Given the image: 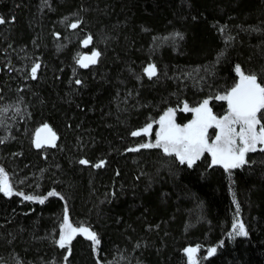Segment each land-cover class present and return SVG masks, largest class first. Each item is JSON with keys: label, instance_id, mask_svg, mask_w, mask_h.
I'll list each match as a JSON object with an SVG mask.
<instances>
[{"label": "trees", "instance_id": "1", "mask_svg": "<svg viewBox=\"0 0 264 264\" xmlns=\"http://www.w3.org/2000/svg\"><path fill=\"white\" fill-rule=\"evenodd\" d=\"M0 18V168L15 192L46 198L0 193V264H187L197 246L198 264H264V153L229 173L207 153L189 168L128 151L169 108L179 125L193 117L185 103L225 115L215 97L236 65L264 84V0H0ZM45 124L56 146L37 149ZM65 207L98 246H58ZM237 220L246 237L229 235Z\"/></svg>", "mask_w": 264, "mask_h": 264}, {"label": "snow or ice", "instance_id": "2", "mask_svg": "<svg viewBox=\"0 0 264 264\" xmlns=\"http://www.w3.org/2000/svg\"><path fill=\"white\" fill-rule=\"evenodd\" d=\"M5 20L0 18V24ZM73 29L78 24L71 25ZM180 36L179 33L175 34ZM182 39L183 37L180 36ZM92 38L88 37L83 41L87 46ZM99 52H92L89 57H82L77 60L81 67H88L95 64L99 57ZM87 61V62H86ZM40 65L36 64L31 68V77L36 78L37 70ZM235 72L239 78L238 82L225 95H218L216 100L227 102L226 114L218 117L209 107L210 101L205 99L197 107H189L187 103L180 109L194 114L190 123L180 126L175 122V110L169 108L157 121L159 131L155 133L154 142L141 143L139 147L129 148L130 152H138L141 149H159L165 156L175 157L181 165L193 167L196 161L200 160L205 153L211 157L212 165H220L226 172L233 169L242 168L249 163L250 153H264V84L258 82L256 74H246L240 65L235 66ZM149 78L156 75L155 65H149L145 69ZM77 84L80 81H76ZM153 125L147 124L139 131H133V137L150 135ZM215 129L214 139L209 137V129ZM44 133L45 135H41ZM56 133L45 124L36 132L34 145L37 149L44 146L55 147ZM80 164L87 165V160H80ZM103 166V162L96 164L95 167ZM0 193L6 197L18 195L24 200L43 204L46 198H39L25 195L23 192H15L9 182L5 170L0 168ZM56 192H49L48 196H56ZM62 198V197H61ZM237 216H239V205H237ZM76 235H84L92 246L100 244L97 234L87 227H73L69 222L67 207L63 223L60 227L59 240L57 244L64 249L71 244ZM230 236L246 237L248 232L245 225L237 220L232 225ZM70 253L71 249L68 247ZM199 247L185 249L187 264H198L197 253ZM217 252L215 247L209 248L207 255L213 256Z\"/></svg>", "mask_w": 264, "mask_h": 264}, {"label": "rangeland", "instance_id": "3", "mask_svg": "<svg viewBox=\"0 0 264 264\" xmlns=\"http://www.w3.org/2000/svg\"><path fill=\"white\" fill-rule=\"evenodd\" d=\"M238 80H239V78H238V76H237V81H236V83L238 82ZM235 83V84H236ZM234 84V85H235ZM192 115H193V117H192V119L194 118V114L192 113ZM191 119V120H192ZM158 121V120H157ZM191 121H189L188 123H190ZM187 124V123H186ZM185 125V124H184ZM184 125H180V126H184ZM157 131H159V124L156 122L155 123V127H153L152 128V131H151V134L150 135H152V133H154V136H153V138L152 139H150V135H147L146 137L147 138H149V140H148V142L147 143H150V142H154V140H155V133L157 132ZM215 132H216V130L213 128V129H209V137H210V142H211V139H214V134H215ZM211 158V157H210ZM218 166H220V165H218ZM221 167V166H220ZM223 168V167H222ZM73 227H76V226H73ZM83 237H85L84 235H82ZM86 238V237H85ZM187 248H192V247H187ZM186 248V249H187ZM185 252V251H184ZM187 257V256H186Z\"/></svg>", "mask_w": 264, "mask_h": 264}]
</instances>
